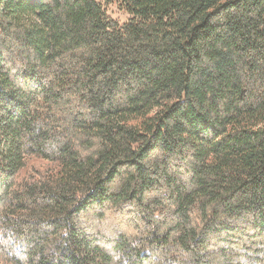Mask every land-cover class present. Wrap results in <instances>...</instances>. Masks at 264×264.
I'll return each mask as SVG.
<instances>
[{"label": "trees", "instance_id": "16d2710c", "mask_svg": "<svg viewBox=\"0 0 264 264\" xmlns=\"http://www.w3.org/2000/svg\"><path fill=\"white\" fill-rule=\"evenodd\" d=\"M120 1L0 0V264H264V0Z\"/></svg>", "mask_w": 264, "mask_h": 264}, {"label": "rangeland", "instance_id": "374dc122", "mask_svg": "<svg viewBox=\"0 0 264 264\" xmlns=\"http://www.w3.org/2000/svg\"><path fill=\"white\" fill-rule=\"evenodd\" d=\"M99 1L103 4L107 12V15L110 18L122 23L131 17V14L126 10L125 6L122 4L120 0H112V1L99 0ZM34 162L37 164H42L43 166L47 165L46 161L34 160Z\"/></svg>", "mask_w": 264, "mask_h": 264}]
</instances>
